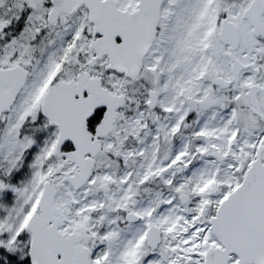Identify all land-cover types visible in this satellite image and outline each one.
Wrapping results in <instances>:
<instances>
[{
  "label": "snow or ice",
  "instance_id": "1",
  "mask_svg": "<svg viewBox=\"0 0 264 264\" xmlns=\"http://www.w3.org/2000/svg\"><path fill=\"white\" fill-rule=\"evenodd\" d=\"M0 264H264V0H0Z\"/></svg>",
  "mask_w": 264,
  "mask_h": 264
}]
</instances>
